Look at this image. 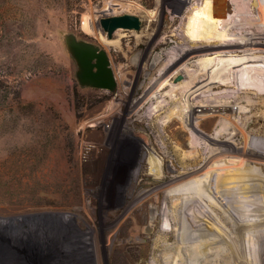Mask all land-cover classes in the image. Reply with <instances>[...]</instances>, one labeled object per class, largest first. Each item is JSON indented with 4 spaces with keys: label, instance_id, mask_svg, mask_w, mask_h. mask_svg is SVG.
Returning a JSON list of instances; mask_svg holds the SVG:
<instances>
[{
    "label": "rangeland",
    "instance_id": "1",
    "mask_svg": "<svg viewBox=\"0 0 264 264\" xmlns=\"http://www.w3.org/2000/svg\"><path fill=\"white\" fill-rule=\"evenodd\" d=\"M155 4L156 0H0V264H148L155 237L189 230L184 224L189 215L197 220L208 217L206 221L213 215L223 223L227 211L205 208L208 200L211 206L217 202L214 193L207 200L201 185L170 184L175 174L198 160L196 164L203 163L209 141L197 143L201 152L193 160L184 156L192 150L189 129L177 122L153 128L151 119L143 116L144 107L130 111L153 78V55L181 40L169 35L167 44L148 50L147 65H141L149 47L145 30L153 34L158 29V24L149 26ZM137 5L133 14L141 19L140 28H119L109 37L101 18L130 13L126 7ZM189 6L177 14L183 15ZM168 11L156 40L170 33L165 30L172 17ZM86 16L96 20L93 33L83 28ZM68 34L107 51L116 91L80 84L78 65L65 42ZM102 38L114 43L106 47ZM237 71L248 76L247 67ZM215 123L204 121L199 130L214 135ZM243 127L248 131L257 125L251 121ZM261 130L264 134V127ZM227 138L223 136L221 144L229 150L240 141L239 136ZM144 143L163 157L161 178L149 173ZM205 171L183 180L197 179ZM146 191L149 194L138 201ZM152 208L155 221L148 232ZM131 233L146 241L130 240ZM109 246L113 256L96 261V250L104 253ZM154 254L162 251L153 250Z\"/></svg>",
    "mask_w": 264,
    "mask_h": 264
},
{
    "label": "bare ground",
    "instance_id": "2",
    "mask_svg": "<svg viewBox=\"0 0 264 264\" xmlns=\"http://www.w3.org/2000/svg\"><path fill=\"white\" fill-rule=\"evenodd\" d=\"M188 4L190 6L183 15L177 14ZM131 6H125V11L133 14L140 8ZM168 9L172 17L165 30L170 33L156 40ZM152 16L149 26L155 23L158 29L153 34L145 30L149 36V47L141 59L144 68L149 49L156 51L160 45L167 44L169 35L181 40L170 49L153 55V78L143 89V95L130 106V111L137 112L144 107L143 116L151 119L153 128H166L177 122L182 128L189 129L192 132L189 137L192 150L184 156L193 157V160H197L201 152L197 143L201 139L209 141L203 163L196 164L198 160L191 167L187 165L188 169L175 174L170 184L180 188L201 185L203 190L196 189L202 190L205 198L208 196L210 199V193H214L213 201L217 200L211 206L206 198L207 212L209 208H221L227 211V216L223 215L222 223L211 213L207 221L203 218L208 217L197 220L194 214L189 215L184 222L189 230L182 228L176 236L161 234L155 237L152 259L148 264H264V171L260 170L264 167V134L261 130L264 127V0H156ZM83 21L84 30L93 33L96 20L86 16ZM103 42L106 47L114 43L106 38ZM239 66L247 67L248 76L238 75ZM179 74L184 78L176 81ZM149 103L150 106L145 108L144 105ZM213 120H216L214 135L199 130L204 121L210 123ZM251 121L256 123L254 128L257 129H243V124L249 125ZM226 135L231 141L240 137L239 143L231 150L221 144V138ZM144 145L148 149L149 173L161 178L164 174L163 157L148 143ZM205 168L201 177L183 180L186 175H197ZM148 194L149 191L143 192L138 201ZM154 217L152 208L151 223L145 228L148 232L153 229ZM169 224L171 226L167 228L173 229V223ZM172 239L173 242L170 241ZM130 240L140 242L145 240V236L131 233ZM153 250L162 251V254H154L153 257ZM113 254L111 247L104 253L96 250V261L104 257L108 259Z\"/></svg>",
    "mask_w": 264,
    "mask_h": 264
},
{
    "label": "water",
    "instance_id": "3",
    "mask_svg": "<svg viewBox=\"0 0 264 264\" xmlns=\"http://www.w3.org/2000/svg\"><path fill=\"white\" fill-rule=\"evenodd\" d=\"M103 30L112 37L119 28L139 29L141 19L132 13L102 17ZM65 42L70 54L78 65L77 78L82 86L116 91L117 79L111 66L109 54L103 48L86 40H79L74 34H68ZM183 75L175 80L180 81Z\"/></svg>",
    "mask_w": 264,
    "mask_h": 264
}]
</instances>
